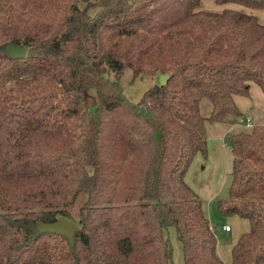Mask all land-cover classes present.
<instances>
[{
	"label": "trees",
	"instance_id": "1",
	"mask_svg": "<svg viewBox=\"0 0 264 264\" xmlns=\"http://www.w3.org/2000/svg\"><path fill=\"white\" fill-rule=\"evenodd\" d=\"M201 2L0 0V264H173L171 228L184 264H227L186 175L208 154L206 123L241 119L235 97L252 83L264 93V23ZM127 68L133 81L171 77L134 102L120 83ZM226 140L219 208L249 221L231 264H264V124ZM63 218L77 224L73 242L40 229Z\"/></svg>",
	"mask_w": 264,
	"mask_h": 264
},
{
	"label": "rangeland",
	"instance_id": "2",
	"mask_svg": "<svg viewBox=\"0 0 264 264\" xmlns=\"http://www.w3.org/2000/svg\"><path fill=\"white\" fill-rule=\"evenodd\" d=\"M228 4L229 6H238L237 8L239 9L246 8L234 3ZM200 8L220 11L223 10V5L218 4L215 0H202ZM254 11L264 12V9H255ZM113 77V74H111V78ZM158 80L160 81L159 77L157 76L145 75L143 78H138L133 81V72L131 69L127 68L120 80V83L122 84L131 101L137 102L142 98L144 92ZM255 90L256 89H254L253 91L254 93ZM251 98L252 100L254 98H256L257 100L258 97L254 95V98L253 96ZM212 109V101L209 98H203L201 102L202 115L205 117H209ZM244 119V122L251 123L248 121V119ZM259 123H264V113L262 114L261 119H259ZM249 130L250 129H248L247 131ZM231 156L232 153H229L228 156L223 157L217 151L211 150L210 154L208 153L206 157H201V162L198 165L195 176V185L197 187L195 188V190L197 189L196 191L199 192L204 201V209L206 215L209 217L212 225L216 227L219 238L218 244L220 246V253L227 264H231V249L234 242L242 232L249 228V221L247 218L242 217L238 214H226L219 208V200L222 198L228 199L230 196L232 170ZM81 202L82 198H79L77 200V203L73 206V211L75 213H77ZM226 224H229L232 229H224V226ZM169 235L173 244V264H184L182 244L178 240L174 228L170 229Z\"/></svg>",
	"mask_w": 264,
	"mask_h": 264
},
{
	"label": "crops",
	"instance_id": "3",
	"mask_svg": "<svg viewBox=\"0 0 264 264\" xmlns=\"http://www.w3.org/2000/svg\"><path fill=\"white\" fill-rule=\"evenodd\" d=\"M238 7V6H237ZM235 6H229V4L223 5L224 8H235L239 9ZM249 13L255 14L259 17L260 21L264 23V12H255V9H247L241 8ZM222 11V10H220ZM258 87V88H256ZM255 90V93L253 92ZM256 95L258 98H254ZM253 96V100L252 97ZM236 103L243 112V117L235 122H227V123H220V122H207V137H208V153L210 154L212 151H217L223 157L228 156L229 153H232V148L230 144L226 140V136L228 133H238L240 131H251L256 124H264L259 123V119H261L262 114L264 113V93L262 89L255 83L251 85L250 96H242L236 95L235 97ZM244 118H250L251 123H246L243 121ZM245 120V119H244ZM230 147V148H229ZM229 151V152H228ZM201 157H206L202 153H198L191 168L189 170L188 175H186V181L191 187L195 190L196 187V170L198 169V165L201 162ZM232 162H233V153H232ZM232 171V170H231ZM197 190V189H196ZM195 190V191H196ZM198 192V191H197ZM199 193V192H198ZM200 195V194H199ZM232 229V227H231ZM229 229V230H231ZM217 250L219 255L220 253V246L218 244ZM222 257V256H221ZM232 257V256H231ZM225 261V260H224Z\"/></svg>",
	"mask_w": 264,
	"mask_h": 264
},
{
	"label": "water",
	"instance_id": "4",
	"mask_svg": "<svg viewBox=\"0 0 264 264\" xmlns=\"http://www.w3.org/2000/svg\"><path fill=\"white\" fill-rule=\"evenodd\" d=\"M7 52L9 56L13 59H23L25 57L26 50L21 45H16L14 43H10L7 46ZM171 77L170 73H162L159 75L161 85H165L168 83ZM41 230H52L64 235H67L69 239L73 242L75 233L77 230V224L73 221L63 218L53 223H42L40 225Z\"/></svg>",
	"mask_w": 264,
	"mask_h": 264
},
{
	"label": "built area",
	"instance_id": "5",
	"mask_svg": "<svg viewBox=\"0 0 264 264\" xmlns=\"http://www.w3.org/2000/svg\"><path fill=\"white\" fill-rule=\"evenodd\" d=\"M247 119H248V121L250 122V118H247ZM224 229L229 230V229H231V226H230L229 224H226V225L224 226Z\"/></svg>",
	"mask_w": 264,
	"mask_h": 264
}]
</instances>
